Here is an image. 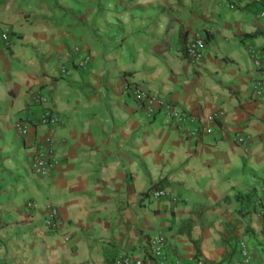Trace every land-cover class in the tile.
Returning a JSON list of instances; mask_svg holds the SVG:
<instances>
[{
    "label": "crops",
    "instance_id": "obj_1",
    "mask_svg": "<svg viewBox=\"0 0 264 264\" xmlns=\"http://www.w3.org/2000/svg\"><path fill=\"white\" fill-rule=\"evenodd\" d=\"M3 27L13 37L0 46V264L121 254L151 264L145 243L158 234L178 264L240 263L239 242L245 264H264V105L250 92L264 81V0H0ZM195 33L203 59L190 66L183 49ZM128 84L198 119L222 115L211 134L186 137L161 112L145 117ZM49 107L55 126L38 123ZM38 144L56 161L45 176L31 171ZM47 203L60 221L52 232Z\"/></svg>",
    "mask_w": 264,
    "mask_h": 264
},
{
    "label": "built area",
    "instance_id": "obj_2",
    "mask_svg": "<svg viewBox=\"0 0 264 264\" xmlns=\"http://www.w3.org/2000/svg\"><path fill=\"white\" fill-rule=\"evenodd\" d=\"M239 0H224L226 6H233L237 4ZM263 16V14H260ZM10 30L8 27L0 28V46L4 49L8 48L11 44V38L9 35ZM204 39L199 33H195L186 41L184 48V59L190 66L199 64L203 59ZM76 51V48L73 49ZM250 54L253 56V64L255 67L259 65L258 59L255 57L254 51L249 49ZM88 57L82 56L74 62V67L79 70H83L88 64ZM69 70L65 68L60 69V74L66 76L69 74ZM123 92L129 95L135 103H137L144 110V115L150 118L155 112H161L165 118L174 122L176 125L184 128V135L186 137H195L197 134L202 133L209 135L212 133L216 122L220 119L222 112L220 110L211 112L209 116L204 119H198L195 115L185 114L178 108L174 107L170 102L163 99L160 96L145 92L132 84L125 85ZM250 92L252 98L264 105V81L253 80L250 85ZM39 103H45V97L38 95L36 99ZM57 114L49 107L45 108L42 112L38 123L49 126H55L58 123ZM187 123L193 125V127L187 128ZM14 128L20 136L27 134V128L20 124H14ZM233 140L240 146H245L247 138L241 134H234ZM56 161L54 160L50 150L45 144H38L32 159L31 171L34 176H45L50 170L54 168ZM148 196L152 199L160 198L164 195L162 190L151 189L148 192ZM34 203L32 201L26 202L27 208H32ZM257 216L260 218L261 226L264 230V198H259L255 202ZM44 217L42 223L45 229L48 231H56L59 227V219L57 217L56 209L47 203L43 207ZM146 256L151 264H178L176 262L169 261L164 254V238L162 235H156L149 238L146 243ZM239 253L242 257L240 263L245 264L247 259V252L243 242L238 243ZM113 264H143L141 259L121 254L113 259ZM194 264H207L202 259H195Z\"/></svg>",
    "mask_w": 264,
    "mask_h": 264
},
{
    "label": "trees",
    "instance_id": "obj_3",
    "mask_svg": "<svg viewBox=\"0 0 264 264\" xmlns=\"http://www.w3.org/2000/svg\"><path fill=\"white\" fill-rule=\"evenodd\" d=\"M9 35H10V38H12L13 36V33L12 32H9ZM256 35H260V32H254V33H252V34H249L248 36L249 37H252V36H256ZM184 39V37L182 38V40ZM185 46V45H184ZM183 56H184V49H183ZM251 197H254V196H252V194H246L245 196H243V195H240L239 196V199H238V201H240V200H242L243 198L247 201V202H250L251 201ZM113 257L112 256H110V257H108L107 258V261H108V264H113Z\"/></svg>",
    "mask_w": 264,
    "mask_h": 264
}]
</instances>
